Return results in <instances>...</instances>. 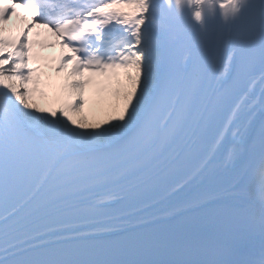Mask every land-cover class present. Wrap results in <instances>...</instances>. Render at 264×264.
Returning <instances> with one entry per match:
<instances>
[{
    "label": "snow or ice",
    "instance_id": "snow-or-ice-1",
    "mask_svg": "<svg viewBox=\"0 0 264 264\" xmlns=\"http://www.w3.org/2000/svg\"><path fill=\"white\" fill-rule=\"evenodd\" d=\"M0 264H264V0H0Z\"/></svg>",
    "mask_w": 264,
    "mask_h": 264
},
{
    "label": "bare ground",
    "instance_id": "bare-ground-1",
    "mask_svg": "<svg viewBox=\"0 0 264 264\" xmlns=\"http://www.w3.org/2000/svg\"><path fill=\"white\" fill-rule=\"evenodd\" d=\"M15 21V18L13 19V22ZM12 23V22H11ZM259 91H260V88H258L257 89V96H259ZM259 114L257 113V116H258Z\"/></svg>",
    "mask_w": 264,
    "mask_h": 264
}]
</instances>
